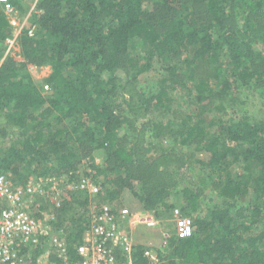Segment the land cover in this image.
I'll return each mask as SVG.
<instances>
[{"label": "trees", "instance_id": "trees-1", "mask_svg": "<svg viewBox=\"0 0 264 264\" xmlns=\"http://www.w3.org/2000/svg\"><path fill=\"white\" fill-rule=\"evenodd\" d=\"M10 1L29 17L18 57L0 5V173L54 176L61 197L43 209L70 257L92 206L128 191L159 219L180 204L193 220L153 247L156 264H264V0ZM48 65L50 90L31 70ZM145 250L135 264H151Z\"/></svg>", "mask_w": 264, "mask_h": 264}, {"label": "built area", "instance_id": "built-area-1", "mask_svg": "<svg viewBox=\"0 0 264 264\" xmlns=\"http://www.w3.org/2000/svg\"><path fill=\"white\" fill-rule=\"evenodd\" d=\"M0 5H4L8 13L16 11L10 0H0ZM16 16L9 18L14 28ZM45 88L49 89V84ZM47 182L42 177H30L25 184H16L9 171L0 173V264H33L37 251L40 252L38 258L43 259L40 264H135L137 242L133 229L138 224L155 228L161 223L149 210L114 209L108 203L95 205L90 226L77 247L78 258L72 259L66 237L53 230V215L39 216L41 205L39 208L36 197L48 192L56 200L61 197L62 189ZM73 186L92 195L100 189L89 177H82ZM173 216L179 222L180 235L190 236L194 230L192 218L183 215L179 207L174 208ZM164 236L166 239L169 235ZM145 256L151 264L158 262L157 251L151 246L146 247Z\"/></svg>", "mask_w": 264, "mask_h": 264}, {"label": "rangeland", "instance_id": "rangeland-1", "mask_svg": "<svg viewBox=\"0 0 264 264\" xmlns=\"http://www.w3.org/2000/svg\"><path fill=\"white\" fill-rule=\"evenodd\" d=\"M27 1H26L27 4L29 6H31V7H33V5L35 3V0H27ZM5 13L8 14L9 18L12 17V16H16L18 14L16 16V21H17L16 28H14L15 29V35H14V37L11 38V43H9V49H11L10 53L13 54V55L18 56L19 46L17 45L16 36L18 35L20 30L24 27V25L28 21L29 13H26V15L24 14L23 16H20L19 15V11H17V10L15 12H10V13H8L6 11ZM13 27H15V26H13ZM31 70H32V73H33L34 77L39 82H41L44 85V88H45V85L48 84V83L47 82L45 83V82H42V81L44 79H46V77L51 73V70H52L51 67L49 65L48 66H42V67H32ZM153 76H154L153 72H148V73H144L143 75L142 74L140 75L143 83H145V84ZM49 86L51 88V85H49ZM50 88H49V90H50ZM45 89L48 90L47 88H45ZM183 98H184V96H183ZM179 101L180 102L182 101V97L180 98ZM187 105L188 104H186V106ZM168 116H169L168 114H166V115H158V119H161V120L165 121V120H167ZM102 153L103 152L97 151L96 157L98 159H100V157L102 156ZM83 167H86V166L85 165L82 166V169L84 170ZM184 169L185 170H187V169L189 170V171H187V178H189V177L190 178L187 179V180L192 179V180L196 181V179H195L196 176H192V174L190 173V172H193V170L189 169L186 166H185ZM30 170L32 171V169H30ZM28 177L30 178V177H38V176H37V174L31 173ZM42 178H44V179H46L48 181L47 182L48 185L49 184L52 185L50 183V181L52 183H55V181H56L54 176H51V175H47L46 177L42 176ZM121 199L123 200L122 204H121V202L120 203H118L116 201L113 202L117 209H119L121 207H128V208H130L133 211L142 210L141 209L142 206H141L140 202L134 196H132V194L130 192L127 191V192L123 193V196H122ZM35 200H36V203L38 204L39 208H40V205L42 206V209H40V214H39V212L37 213V214H39V216H43L44 213H45V215L50 213V214L53 215V218L56 219V213L54 212V210H52V206L50 204L46 208L43 209V205H45L46 202H47V197L45 198V197L39 196V197H36ZM102 203H104V202H102ZM178 205H180V204H178ZM178 205H177V207L181 208V205L180 206H178ZM93 206H95V205H93ZM93 206H92V209L94 208ZM150 212L153 213V214L156 213L155 211H150ZM160 221H161L160 225L155 227V228H150V227H148L146 225L138 224L133 229L134 230L133 231V238H134L135 242H137L138 244H144V245H146V247H150V246L151 247H160L164 243V240H165L164 234H168V235H170V237L173 236V235H180L179 222L174 217H172V215L170 217L162 216V217H160ZM63 234H64V237H66V238L68 237L67 236L68 235L67 230H64ZM33 257H34V255H33ZM41 261H43V259L40 256V258L37 259L38 264H40Z\"/></svg>", "mask_w": 264, "mask_h": 264}]
</instances>
